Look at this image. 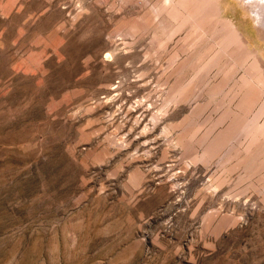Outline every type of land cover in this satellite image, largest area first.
Listing matches in <instances>:
<instances>
[{
    "label": "rangeland",
    "instance_id": "rangeland-1",
    "mask_svg": "<svg viewBox=\"0 0 264 264\" xmlns=\"http://www.w3.org/2000/svg\"><path fill=\"white\" fill-rule=\"evenodd\" d=\"M0 264H264V0H0Z\"/></svg>",
    "mask_w": 264,
    "mask_h": 264
},
{
    "label": "bare ground",
    "instance_id": "bare-ground-1",
    "mask_svg": "<svg viewBox=\"0 0 264 264\" xmlns=\"http://www.w3.org/2000/svg\"><path fill=\"white\" fill-rule=\"evenodd\" d=\"M259 12H260V11H259ZM232 33H234V31H233ZM235 33H236V32H235ZM235 33H234V34H235ZM230 35H233V34H230ZM233 36H234V35H233ZM230 37L232 38V36H230ZM233 38H235V37H233ZM230 40H231V39H230Z\"/></svg>",
    "mask_w": 264,
    "mask_h": 264
},
{
    "label": "crops",
    "instance_id": "crops-1",
    "mask_svg": "<svg viewBox=\"0 0 264 264\" xmlns=\"http://www.w3.org/2000/svg\"><path fill=\"white\" fill-rule=\"evenodd\" d=\"M257 45V44H256Z\"/></svg>",
    "mask_w": 264,
    "mask_h": 264
}]
</instances>
